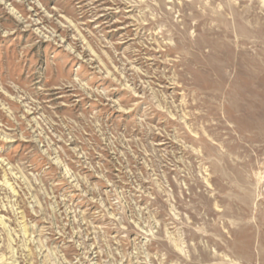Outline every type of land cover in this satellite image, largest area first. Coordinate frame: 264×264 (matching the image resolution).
Instances as JSON below:
<instances>
[{
    "label": "rangeland",
    "instance_id": "1",
    "mask_svg": "<svg viewBox=\"0 0 264 264\" xmlns=\"http://www.w3.org/2000/svg\"><path fill=\"white\" fill-rule=\"evenodd\" d=\"M0 264H264V0H0Z\"/></svg>",
    "mask_w": 264,
    "mask_h": 264
}]
</instances>
